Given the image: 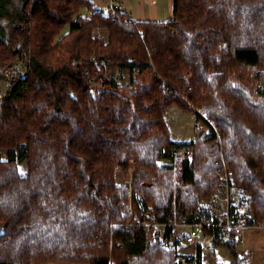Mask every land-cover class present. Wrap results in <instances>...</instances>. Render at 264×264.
Wrapping results in <instances>:
<instances>
[{
	"label": "trees",
	"instance_id": "16d2710c",
	"mask_svg": "<svg viewBox=\"0 0 264 264\" xmlns=\"http://www.w3.org/2000/svg\"><path fill=\"white\" fill-rule=\"evenodd\" d=\"M5 15L0 62L24 74L0 96V264H180L146 223L197 221L220 157L234 210L264 225V0H173L164 22L89 0H21ZM173 105L193 112L188 142L170 140ZM185 146L176 176L157 163ZM237 243L232 230L214 242L241 264Z\"/></svg>",
	"mask_w": 264,
	"mask_h": 264
},
{
	"label": "built area",
	"instance_id": "2783aa9c",
	"mask_svg": "<svg viewBox=\"0 0 264 264\" xmlns=\"http://www.w3.org/2000/svg\"><path fill=\"white\" fill-rule=\"evenodd\" d=\"M99 10L105 15L114 14L122 11V4L118 0H107L105 6ZM97 63L104 70L105 61L99 60ZM20 65L21 72L18 73L23 75L24 69L21 63ZM17 76L13 75L11 79H15ZM187 151V146L179 148L169 156L159 158L157 163L170 167L176 176L178 164L186 157ZM217 162L221 171L216 189L211 194L199 199L195 211L196 215H200L197 221L187 222L174 217L169 222L146 223L147 227L152 225L158 230V238L162 248L176 247V260L180 264H199L198 256L202 257L203 254L211 251L220 231H234L238 237V242L241 243L245 230L252 226L245 223L240 209L234 210L235 186L232 170L225 164L222 157ZM175 211L174 208V214Z\"/></svg>",
	"mask_w": 264,
	"mask_h": 264
},
{
	"label": "crops",
	"instance_id": "0c3cea01",
	"mask_svg": "<svg viewBox=\"0 0 264 264\" xmlns=\"http://www.w3.org/2000/svg\"><path fill=\"white\" fill-rule=\"evenodd\" d=\"M89 1L95 9L105 6L107 3V0ZM118 1L122 4L124 14L135 21L164 22L172 18L173 15V0ZM81 13L89 15V11L86 9H83ZM235 249L242 258L241 264H264V225L251 226L246 229L243 242H238ZM201 261L202 264H230L233 258L224 245L214 244L210 252L202 255Z\"/></svg>",
	"mask_w": 264,
	"mask_h": 264
},
{
	"label": "rangeland",
	"instance_id": "374dc122",
	"mask_svg": "<svg viewBox=\"0 0 264 264\" xmlns=\"http://www.w3.org/2000/svg\"><path fill=\"white\" fill-rule=\"evenodd\" d=\"M21 0H0V22L7 23L9 18L5 15L6 12L11 9H18ZM67 30V26L64 31ZM100 33V31H99ZM98 34V32H96ZM100 35L106 36V31H101ZM21 72V65L16 61L0 62V96L3 95L10 86V82H14L17 78L11 79L13 75H18ZM126 78V77H125ZM164 119L167 124L170 140L172 141H190L193 138V112H185L173 105L168 108L164 114ZM5 158V151L0 149V159ZM21 173L25 170V162L19 163ZM131 169L128 174L130 175ZM116 183L121 184L123 182H129L130 178L124 175L121 171L116 174ZM236 198H240V191L236 193ZM248 207H243L241 210H246ZM246 216V213H244ZM3 224L0 223V231ZM44 264V263H42ZM47 264V263H45ZM82 264V263H73Z\"/></svg>",
	"mask_w": 264,
	"mask_h": 264
},
{
	"label": "water",
	"instance_id": "95a60500",
	"mask_svg": "<svg viewBox=\"0 0 264 264\" xmlns=\"http://www.w3.org/2000/svg\"><path fill=\"white\" fill-rule=\"evenodd\" d=\"M19 49H20V45L17 44V46H16L15 50L13 51V53H16Z\"/></svg>",
	"mask_w": 264,
	"mask_h": 264
}]
</instances>
